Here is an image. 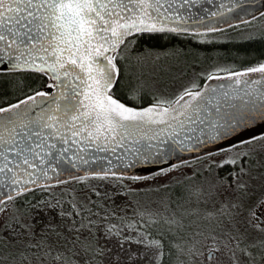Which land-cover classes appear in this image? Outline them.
<instances>
[{"label":"snow or ice","instance_id":"1","mask_svg":"<svg viewBox=\"0 0 264 264\" xmlns=\"http://www.w3.org/2000/svg\"><path fill=\"white\" fill-rule=\"evenodd\" d=\"M0 264H264V0H0Z\"/></svg>","mask_w":264,"mask_h":264},{"label":"rangeland","instance_id":"2","mask_svg":"<svg viewBox=\"0 0 264 264\" xmlns=\"http://www.w3.org/2000/svg\"><path fill=\"white\" fill-rule=\"evenodd\" d=\"M240 31H244V29L242 28ZM186 69V64L182 61H174L170 59L165 60L164 58H161L158 65L155 66L156 75L153 76L152 79L157 81V87H165L169 85L168 88L171 90L184 81L185 76L182 75V73H185ZM189 69L191 70V68ZM173 79H175V84L172 83Z\"/></svg>","mask_w":264,"mask_h":264},{"label":"trees","instance_id":"3","mask_svg":"<svg viewBox=\"0 0 264 264\" xmlns=\"http://www.w3.org/2000/svg\"><path fill=\"white\" fill-rule=\"evenodd\" d=\"M260 18L259 17H257V20H259ZM251 23V22H250ZM233 28H236V26L235 25H233ZM242 28H240V29H238V31H240ZM224 32H229V30L228 29H224ZM163 44V42H158L157 44H156V46H161ZM200 69H198V71H199ZM191 72V70L189 69V68H187L186 69V71H185V73L186 74H189ZM169 86V85H168ZM168 86H165V87H168Z\"/></svg>","mask_w":264,"mask_h":264}]
</instances>
